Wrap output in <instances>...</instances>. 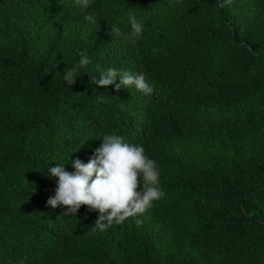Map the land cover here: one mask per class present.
Instances as JSON below:
<instances>
[{"label": "trees", "instance_id": "1", "mask_svg": "<svg viewBox=\"0 0 264 264\" xmlns=\"http://www.w3.org/2000/svg\"><path fill=\"white\" fill-rule=\"evenodd\" d=\"M93 9L94 24L74 0H0V264H264V0ZM79 53L91 62L67 86ZM107 67L154 91L92 83ZM105 134L144 146L165 195L101 229L98 210L48 205L46 174Z\"/></svg>", "mask_w": 264, "mask_h": 264}, {"label": "clouds", "instance_id": "2", "mask_svg": "<svg viewBox=\"0 0 264 264\" xmlns=\"http://www.w3.org/2000/svg\"><path fill=\"white\" fill-rule=\"evenodd\" d=\"M75 5L85 13V20L96 23L95 10L89 11L92 0H74ZM130 37L142 38L145 25L135 13L129 12ZM114 34H120L117 26H111ZM90 57L79 53V59L71 69L63 73V81L67 86L76 82L78 76L87 69ZM119 80V83H117ZM92 83L117 89L133 87L147 95L154 91L153 85L144 73H133L127 69L107 67L102 69L98 78L93 76ZM101 143L87 162L71 159L73 171L65 168L66 163L47 166V176L55 178L56 188L47 204L52 208L67 206L66 214H76L81 205L90 210H98L96 226L103 229L110 224H120L126 218L139 217L165 193L160 187V169L157 161L150 158L142 144L127 142L119 134H105ZM69 158V157H68ZM142 222L139 218L137 223Z\"/></svg>", "mask_w": 264, "mask_h": 264}]
</instances>
